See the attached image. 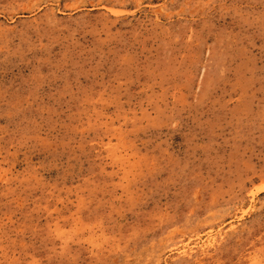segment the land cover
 Masks as SVG:
<instances>
[{
  "label": "rangeland",
  "instance_id": "rangeland-1",
  "mask_svg": "<svg viewBox=\"0 0 264 264\" xmlns=\"http://www.w3.org/2000/svg\"><path fill=\"white\" fill-rule=\"evenodd\" d=\"M0 264H264V0H0Z\"/></svg>",
  "mask_w": 264,
  "mask_h": 264
}]
</instances>
